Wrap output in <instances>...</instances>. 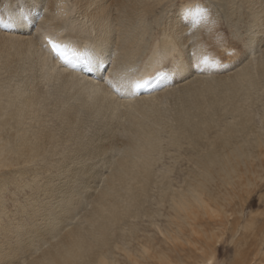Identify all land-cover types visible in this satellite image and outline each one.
Segmentation results:
<instances>
[{"label": "bare ground", "instance_id": "1", "mask_svg": "<svg viewBox=\"0 0 264 264\" xmlns=\"http://www.w3.org/2000/svg\"><path fill=\"white\" fill-rule=\"evenodd\" d=\"M209 1L0 0V178L15 173L14 188L26 197L21 205L11 195L20 207L12 220L0 212L8 220L0 217V264H117L116 236L126 221L145 216L140 210L153 189L167 205L159 232L171 248L151 252L146 239L140 252L130 246L125 254L128 264H164L183 238L194 245L198 219L220 213L212 188L223 189L221 201L228 188H243L236 167L264 156L262 135H255L256 152L246 149L256 103L264 114V0H217L228 34ZM197 6L209 17L194 27L185 13ZM21 10L30 23H14ZM49 40L88 53L93 70L66 66ZM204 56L223 67L197 70ZM159 72L167 74L166 86L129 91V82ZM165 156L192 163L179 188L173 164L161 163ZM52 157L64 162L51 165ZM97 157H109L108 172L89 194L87 184L98 176L83 163ZM5 181L1 210L10 191Z\"/></svg>", "mask_w": 264, "mask_h": 264}, {"label": "rangeland", "instance_id": "2", "mask_svg": "<svg viewBox=\"0 0 264 264\" xmlns=\"http://www.w3.org/2000/svg\"><path fill=\"white\" fill-rule=\"evenodd\" d=\"M165 8H166L165 11H167L168 13L169 11L166 5H164L163 9ZM208 8H210L209 13L212 14V17H215L222 27L228 29L226 33L228 34L230 29L227 28L228 24L223 16V13H224L223 12L224 11L223 2H219L217 0H210ZM1 10H2V7L0 9V12ZM165 11L164 12L162 11V13H160V14H163V19L167 18V16L170 17L169 15L170 12L167 14ZM152 24L153 23H151L152 32H156L159 29V26L155 24L152 25ZM239 26L240 25H237V28ZM255 105L256 106H254L252 109V111L254 112V113L252 112L254 115V125H253V128H251V130L253 129L251 132L252 134L249 133V135L246 137L249 142L247 143L249 147H246V149L251 147L250 151H252V153L256 152V149H252V146L255 144L254 143L255 135H262L264 137L263 135L264 133V114H262L263 113L261 109L262 105L260 103H256ZM259 116L262 119H260ZM262 150L264 151V147L262 148ZM63 158L64 157H52L48 159V162L51 161L50 162L51 165H56L57 167V164L59 165V164H62V162H64ZM104 158L105 157H99V158L97 157V158L88 160L87 162L83 163V165L84 166L86 165V167L90 166L91 170L93 169V172H96L98 176V179L95 176L93 177V180H94L93 182L92 180L89 181L90 179L88 180L89 183L87 184L88 188L86 191L87 192L90 191L89 194L91 192L92 193L94 192L93 188L97 187L96 189L98 190V188H101L103 185L102 181L99 180V175L100 176L106 175V172H108V169L106 167L103 169V167L106 166L105 162L109 160V157H106L105 159ZM193 158H197V157H193ZM186 159L187 157L180 158L174 164L172 162V158L170 159V157L165 156L161 162L164 165L168 164V166H172L173 164L174 170H173V174H171V180H173L172 185L175 188H179V186L184 183V179L188 176L189 171L192 169V163L190 161H186ZM244 160H245L244 166L238 165L236 167L237 171L240 170L239 172L243 173V175L241 174L242 176L241 183L244 184L243 188L241 187V189L240 188L238 189V186H236L238 190H235L236 187L233 190L228 188L226 193H228L229 191V195L227 194L229 198H227V200L225 201H221L220 199V197L221 198L224 197L223 189L220 190V188L219 189L212 188L211 193H213V195L216 194L217 197H219L216 201L217 204L213 203L212 208L215 211H218L220 213L216 214L217 216L215 214H212V218L203 217L202 219H198V222H197L198 224L196 227L197 234L192 236V240L194 238V241H195V243L193 241L194 245L183 243L186 241V238H183V242H180V244H178L182 246V248L179 249V251L177 250L178 253L175 255L172 253H166L167 254L166 256H168L170 261L167 260V262H165L164 264H169V263L178 264L177 261H179L180 264H203L209 258H213V257H214L213 259H215L213 264H264V156L247 157V159H243V161ZM161 163H159L158 166H156V169L157 167L158 168L161 167ZM232 163L235 164L234 162ZM37 165H39V167L38 166H35V167H38V169H41V168L44 169V166L42 163H38ZM32 169H37V168H32ZM48 169H51V167ZM54 169L55 168H53V170ZM41 175L44 178L47 177L46 174L43 175V172ZM14 178H15V173L9 174L8 172L5 174L4 178H0V181H2L3 179L6 180L5 186H7L8 190H10L9 193L7 192L8 194L7 193L5 194V198H4V201H7L4 204L5 209L6 208L7 209L4 210V207H3V209L1 210L0 208V212L2 211H5L6 213L8 212L7 214L8 215L10 214L9 215L10 220H12L11 214L12 212L14 213L13 209L15 206H16L15 211L19 210L18 212H20V207L17 206L18 204L14 205V203L12 202L11 195H13L14 192L17 193L15 194L17 196L16 199L19 204L22 203L21 205L25 204L24 201L26 199L24 195L19 194L18 191L15 190L14 182H13ZM98 180L101 182V184ZM176 182L178 183L176 184ZM94 183L96 186L94 185ZM233 183L241 184L240 182L236 180V178L233 180ZM90 187H91V190L89 189ZM154 190L155 189H153L149 194V198L151 199V201L149 202V198H148L147 202L144 203L143 207L140 210L142 214L145 212V216L141 215L134 220L126 221L125 223L126 226H124V232H119L117 234L116 242H117L118 249L112 250V254L117 264H128L125 250H128V249L130 250V246H132L130 252H133V253L140 252L139 247L141 245L143 246L144 241L146 239H147V242L150 243L149 246L151 248L150 249L151 252H155V250L160 251V248L163 249L164 247L171 248L169 245H165L164 238L159 232V229L161 228H162L161 230H165L166 228L165 224L167 225L166 223L167 221L166 213L168 212L167 211L168 209H166L167 205L166 207L160 206L159 203H160L161 198L158 192L156 193V190L155 191ZM28 191L29 190L25 191L27 195L30 194V191L29 192ZM214 191L215 192L218 191L217 193L219 195L217 193H214ZM220 192H222V196H220L221 195ZM84 210L85 211L89 210V207L88 206L84 207ZM156 212L159 214L161 213L160 214L161 217H159L160 215L157 214ZM219 215H223L224 218L223 217L221 218V216L219 217ZM0 217H2L1 219L5 220L6 223L8 222V220L5 219V217H3L1 213H0ZM236 223H237V226H236ZM128 228H133V230L135 231L134 237H132L130 233L127 231ZM139 232L141 233L139 234ZM0 239H1V236H0ZM219 240H220V243H219ZM181 243L183 245H181ZM13 245L14 243H11V245H8V246H13ZM207 253H209L210 255L209 254L207 255ZM152 262L154 264H159L157 260H152Z\"/></svg>", "mask_w": 264, "mask_h": 264}, {"label": "snow or ice", "instance_id": "3", "mask_svg": "<svg viewBox=\"0 0 264 264\" xmlns=\"http://www.w3.org/2000/svg\"><path fill=\"white\" fill-rule=\"evenodd\" d=\"M187 16L192 18V25L199 26L201 23H207L209 13L207 9L197 6L195 9H190L185 13ZM30 15L25 11L21 10L19 15L15 18V24H28L30 23ZM52 51L56 54L66 66H71L76 68L79 65H83L84 71H92L93 60L91 56L82 51H78L66 44H59L55 41L49 40ZM230 55L232 53H229ZM196 69L199 71L204 70H218L223 66L218 60L212 59L208 56H204L202 59L198 60ZM168 80V76L164 72H159L154 78H142L127 84L129 91L135 95L141 90H153L156 88L166 86L165 81Z\"/></svg>", "mask_w": 264, "mask_h": 264}]
</instances>
